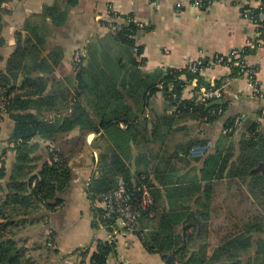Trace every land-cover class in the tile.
Masks as SVG:
<instances>
[{
    "label": "trees",
    "instance_id": "trees-1",
    "mask_svg": "<svg viewBox=\"0 0 264 264\" xmlns=\"http://www.w3.org/2000/svg\"><path fill=\"white\" fill-rule=\"evenodd\" d=\"M6 1L10 0H0V46L4 43L1 31L4 25L3 3ZM259 1L258 8L248 7L247 4L245 8L262 30L264 0ZM51 10L46 8L45 13L50 14ZM111 25L113 39L128 48L129 52L126 55H111L110 58L90 53L88 60L119 63L125 59L131 63L130 68L137 66L135 57L130 56L133 49H136V55L141 53V47L136 46L134 41L137 25L127 21ZM25 26L32 35L37 33V26ZM32 38L19 40L5 69L0 70V94L7 99L4 110L0 111V121L4 115L13 121L8 138V144L13 143V146L8 145L3 150V156L7 150L14 155L9 172L4 160L0 159V180L6 178L5 193L0 197V264L28 263L27 249L21 244L20 236L25 228L24 219L36 215L38 208L49 212L64 204V195L73 180L70 160L83 151V140L91 130H104L110 144L100 153L97 176L91 179L86 192L93 199L95 195L115 189L121 180L131 193V201L137 206L140 189L146 185L153 205L147 209L137 207L139 227L133 233L147 252L159 254L164 264L175 261L180 264H234L251 247L252 237L264 229V138L258 142L260 133L242 138L237 148L231 144L226 149L210 153L208 145L199 156L191 154L192 148L204 147L209 140L193 139L175 150L161 143L163 148L155 149L150 138H160L165 125L183 118L195 120L198 125L221 118L224 111L222 104L213 100L208 105L195 103L197 88L209 86L204 84L200 73L168 69L163 73L144 74L130 69L129 74L125 71L119 77L116 70L114 75L111 73L108 86H105L106 83L98 76L101 71L82 69L85 57L81 56L74 70H77L80 88L86 90L88 97L84 103L72 102L69 112V100L54 103L57 95L47 91L46 78L39 75L51 70L46 68L47 62L37 48L38 43L43 44L44 37ZM231 69L238 73L236 68ZM181 74L185 79L179 77ZM192 79L197 81V87L193 89L197 92L193 98L183 99L182 91L188 85L186 82ZM156 92H161L166 102L164 113L157 115L156 119H148L145 117L148 99ZM117 93L126 94L132 101L124 100ZM219 108L222 113L214 115L212 111ZM52 111L66 113L62 117L47 118ZM230 122L227 121L223 129ZM122 124L126 128L121 129ZM77 127L80 131L73 136L71 132ZM222 135L231 136L223 132ZM36 137L48 141L45 147L47 158L41 165L38 163L39 155H35L39 144L32 142ZM137 142H142L141 146L136 145L137 149L150 155V168L147 165L144 170L132 172V144ZM135 158L137 162L145 160L143 157ZM179 164H185L181 171ZM179 172H182L184 180L179 177L173 179ZM218 195H225L222 201L226 208L222 217L231 218L234 229L223 226L227 233L220 235L217 243L209 239H212L211 229L220 232V226L215 229L212 223L217 215L213 203ZM229 200L235 209L237 207L233 213L226 206ZM191 210L196 219L189 217L185 221ZM92 211L94 227L101 222L107 225L108 230H113L114 219H102L100 208H93ZM114 249L115 242L96 240L95 250L89 253L88 264H105ZM87 255L88 251L84 249L82 257ZM81 263L85 264V259Z\"/></svg>",
    "mask_w": 264,
    "mask_h": 264
},
{
    "label": "crops",
    "instance_id": "crops-1",
    "mask_svg": "<svg viewBox=\"0 0 264 264\" xmlns=\"http://www.w3.org/2000/svg\"><path fill=\"white\" fill-rule=\"evenodd\" d=\"M245 4L258 8L260 1L214 0L199 8L193 4V0L6 1L3 3L4 25L1 36L4 43L0 46V70L5 69L19 40L33 36L44 37L43 44L38 43L37 48L47 62L46 68L51 70L39 75L46 78L47 91L57 95L53 102L58 104L64 99L69 100L71 112L72 102L77 100L84 103L88 97L86 90L80 88L77 70L73 67L72 55L75 51L85 57L82 69L101 71L98 76L108 86L111 73L114 75L116 70L119 77L125 71L129 74L130 69L144 74L163 73L168 69L186 71L190 62L198 59L209 62L216 55L223 56L233 49L241 48L245 49L242 52L244 60L256 68V79L264 95V28L260 30L256 20L249 18ZM46 8L52 9L50 14L45 13ZM128 18H132V22L138 27L134 41L136 46L141 47V53L136 55L135 49L130 51L137 66L130 68L131 63H127L125 59L119 63L89 61L90 53L104 54L110 58L119 48H124L123 44L113 39L111 24L123 23ZM26 24L30 27L37 26L38 34L32 35L26 29ZM248 41H253L255 47H246ZM232 71L227 65L207 63L200 73L204 84L222 87V99L214 100V103L224 106L221 118L199 125L195 120L183 118L182 121L165 125L160 138H150L151 146L157 149L167 145V148L175 150L193 139H206L209 140V152L214 153L231 144L237 148L242 138L256 132L260 133V143L264 138V98L252 95L247 77ZM183 76L184 74L179 75L181 79H185ZM186 83L182 98L191 99L202 85L194 92L193 89L197 87L196 79ZM119 95L126 101L130 100L126 94ZM165 103L161 92H156L148 99L145 117L158 118L157 115L164 113ZM64 113L66 112L52 111L47 114V118L62 117ZM167 113L170 114V111ZM236 117L241 118L240 125L234 134L224 137V124ZM12 127V119L4 115L0 121V159L4 160L7 172L12 166L14 155L11 150H7L3 156V150L9 145ZM120 127L126 128L123 124ZM79 131V127L74 128L71 134L75 136ZM83 141V151L70 160L73 180L64 195V204L49 212L38 208L36 215L24 219L25 228L20 236L21 244L27 249V264H77L84 259L85 264H88L89 253L95 250L96 240L115 242V251L107 257L105 264H164L159 254L146 251L136 234L126 232L119 220L116 219L113 230L92 225V209L100 206L95 197L91 199L86 191L91 179L97 176L100 153L110 144V139L104 130H91ZM32 142L39 144L35 155H39L38 163L41 165L47 158L45 147L48 141L36 137ZM161 143H164L163 146ZM136 145L141 146L142 142L132 144V172L144 170L147 165L150 168V155L146 151L140 152ZM135 157H143L145 160L137 162ZM5 180L6 178L0 180V197L5 193ZM223 198L225 195H218L213 203L216 209L214 211L219 217L226 208ZM226 206L230 213L234 212L235 206L230 204V200ZM216 226L214 224L213 228ZM219 226L220 232L224 231V224L219 223ZM228 228L234 229L233 226ZM251 241V247L234 264H264L261 260L264 252V229L256 233ZM84 249L88 251L87 257H82Z\"/></svg>",
    "mask_w": 264,
    "mask_h": 264
},
{
    "label": "built area",
    "instance_id": "built-area-1",
    "mask_svg": "<svg viewBox=\"0 0 264 264\" xmlns=\"http://www.w3.org/2000/svg\"><path fill=\"white\" fill-rule=\"evenodd\" d=\"M214 0H193V4L196 7H201L205 4L211 3ZM179 7L180 4L178 3ZM247 11V10H246ZM244 11L246 14L247 12ZM264 15V13H263ZM115 15H112L114 17ZM249 18L255 21V18L249 14ZM132 18H128L127 22H132ZM246 47L254 48L255 44L253 41H248L246 43ZM136 50V49H135ZM244 49H233L226 55H216L211 61H205L203 59H198L196 61L190 62L186 66V71L189 73H202L204 67L207 63H215V64H223L227 65L230 69L236 68L238 73L244 74L247 79L250 87L252 88V95L256 97L264 98L263 93L260 91L259 81L256 79V68L249 65L243 58L242 52ZM81 53L79 51H75L72 55L73 67L81 61ZM174 98L175 95L171 94ZM223 97L222 87H216L213 84H209L208 87H199L197 95L194 97L195 103L199 105H208L209 101H214L221 99ZM7 103V99H5L0 94V111L4 110V107ZM214 115H220L222 113V109L219 108L217 111H212ZM206 120V118H204ZM241 118H234L230 124L223 129V133L226 134H234L238 126L240 125ZM207 124V121H205ZM10 146H13V143H9ZM208 144L204 147L195 146L191 150L192 155H202L207 148ZM140 196L138 200V205L136 206L130 198V192L126 185L120 180L115 189L108 193L95 195V200L99 202V208L102 209L101 218L102 219H114L121 220L123 223V229L128 233H133L139 227L138 222V211L137 207L140 206L142 208H150L153 205L152 198L150 196L149 190L146 185L140 189ZM133 195V194H132ZM113 220V221H114ZM99 228L107 227V225L103 223H98ZM112 238H110L111 240ZM77 264H82L81 261ZM173 264H180L179 261H175Z\"/></svg>",
    "mask_w": 264,
    "mask_h": 264
},
{
    "label": "rangeland",
    "instance_id": "rangeland-1",
    "mask_svg": "<svg viewBox=\"0 0 264 264\" xmlns=\"http://www.w3.org/2000/svg\"><path fill=\"white\" fill-rule=\"evenodd\" d=\"M126 52H129L128 48H123L122 47V48H119V50H117L116 54H124V55H126L127 54ZM184 165L182 166V164H179L178 167L180 168V171L183 170ZM177 177H179L180 179L182 178V180H184V177L182 176V172L181 173L179 172L176 177H173V179H176ZM263 217H264V215H263ZM230 219L231 218H229V217L228 218H224V217H222V215L219 217V215L217 214V215L214 216V218L212 220V223H214L215 225L218 226L219 225L218 222H220L221 224H224V226L227 225V227H229V226H232V224H233ZM119 221L122 222L121 220H119ZM217 226H216V228L215 227L214 228L217 229ZM210 229H211V227H210ZM210 231H211L210 232V237L212 238L211 240L209 239L210 242H212L213 240L214 241H218L219 240L218 237L220 235H224L225 232L227 233V231L218 232V231H215V230L213 231V229H211Z\"/></svg>",
    "mask_w": 264,
    "mask_h": 264
},
{
    "label": "water",
    "instance_id": "water-1",
    "mask_svg": "<svg viewBox=\"0 0 264 264\" xmlns=\"http://www.w3.org/2000/svg\"><path fill=\"white\" fill-rule=\"evenodd\" d=\"M189 217H192L193 219H196V217H195V214H194V211H193V210H191V211H190V213H189V214H188V216L186 217V220H185V221H187Z\"/></svg>",
    "mask_w": 264,
    "mask_h": 264
}]
</instances>
